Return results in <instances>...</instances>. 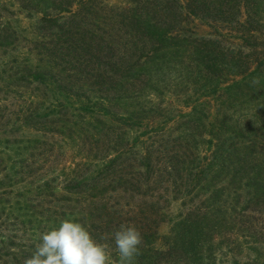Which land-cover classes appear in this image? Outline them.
Listing matches in <instances>:
<instances>
[{
	"label": "rangeland",
	"instance_id": "1",
	"mask_svg": "<svg viewBox=\"0 0 264 264\" xmlns=\"http://www.w3.org/2000/svg\"><path fill=\"white\" fill-rule=\"evenodd\" d=\"M262 60L264 0H0V264L68 215L112 264L122 224L133 264H264Z\"/></svg>",
	"mask_w": 264,
	"mask_h": 264
},
{
	"label": "clouds",
	"instance_id": "2",
	"mask_svg": "<svg viewBox=\"0 0 264 264\" xmlns=\"http://www.w3.org/2000/svg\"><path fill=\"white\" fill-rule=\"evenodd\" d=\"M113 235L119 264H133L143 241L140 231L132 224H122ZM39 239L24 264H112L109 248L74 215L66 216Z\"/></svg>",
	"mask_w": 264,
	"mask_h": 264
},
{
	"label": "trees",
	"instance_id": "3",
	"mask_svg": "<svg viewBox=\"0 0 264 264\" xmlns=\"http://www.w3.org/2000/svg\"><path fill=\"white\" fill-rule=\"evenodd\" d=\"M251 34H253V32H251ZM259 60H261L262 58H259V57H257ZM251 59V58H250ZM261 66H264V63H263V60H262V63H257V65H256V67L255 66H253V68H252V66H249L248 67V70L246 71L245 70V72H242V75H244L242 78H241V80H238V79H236L232 84H230L229 85V87L230 86H233V85H240L241 84V82H243L246 78H245V75H247V73L250 75V76H252V75H254V76H257L256 74L259 72V71H261ZM257 77H262V76H257ZM214 91H216V88L215 89H213V90H211V91H208L207 92V94H205V95H211V92H214ZM203 105H206V101H201L200 99H198V104H194L193 106H192V109H191V111H189V112H182L180 115V119L179 120H181V118L182 119H189V120H191V119H198V120H200V119H202V117H196L195 115L197 114V108H199L200 106H203ZM199 110V109H198ZM208 113L206 112V114H204V117H206V118H208ZM178 120V121H179ZM201 124L204 126V128L205 129H208L209 127H214L215 126V123H209V125L208 126H206L205 125V122H201ZM218 129V128H217ZM184 133V132H183ZM210 133H213V132H210ZM206 140H207V144H208V146L209 147H211V143H213V141H214V138H205ZM218 148H219V146L216 148L217 150V152H218ZM213 163H211L210 165H212ZM225 164V162L223 163V165ZM210 170L209 169V167H205V168H203V169H201V171L202 172H205V170ZM184 226H185V228H187L188 226H189V223H187V222H185L184 224H183V226H182V228H184Z\"/></svg>",
	"mask_w": 264,
	"mask_h": 264
}]
</instances>
